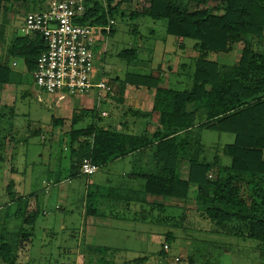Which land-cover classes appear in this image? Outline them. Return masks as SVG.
Returning a JSON list of instances; mask_svg holds the SVG:
<instances>
[{
  "label": "trees",
  "instance_id": "1",
  "mask_svg": "<svg viewBox=\"0 0 264 264\" xmlns=\"http://www.w3.org/2000/svg\"><path fill=\"white\" fill-rule=\"evenodd\" d=\"M133 1L119 0L111 6L113 0H89L80 23L105 25L109 19L116 22L118 7ZM191 4L195 9L190 10ZM41 9L43 0H36L30 11ZM134 15L165 19L169 35L194 41L192 49L197 56L192 84L178 91L168 87L167 78L159 70L126 73L121 84L155 89L152 111L159 113L157 127L146 134L145 130L136 133L130 128L101 127L93 122L82 130L88 138L71 156L75 161L72 174H81L79 167L85 158L101 168L128 154L148 149L147 153H140L148 161L134 170L143 179L140 192L144 197L187 200L193 188L197 215L204 219L209 231L264 244V43L258 44L264 36V0H150L143 12ZM239 43L242 46L236 63L227 65L209 59V53H226ZM44 49L38 34H20L11 42L9 55L22 59L26 73L31 76L36 58ZM119 56L127 57L129 63L139 61L136 48L124 49ZM22 79L23 75L10 63L0 62L1 86L19 84ZM203 130L230 133L233 139L215 145L216 152L210 157L209 149L202 142ZM223 157L229 162L224 163ZM178 160L187 165L184 178L176 171ZM13 184L10 181L6 186L9 203L0 229V264H18L17 249L31 241L41 210L36 194L19 195L13 191ZM243 185L248 190L244 196ZM116 190L109 184H96L82 199L84 214L96 213L98 198L129 199L126 193L117 196ZM31 196L37 199L36 208L26 212ZM10 204L17 205L12 213ZM156 206L151 203L149 212ZM174 215L169 216L170 220L179 221V227L181 213ZM162 233L168 242L179 236L171 231ZM111 249L89 246L93 254L91 261L116 264L108 258L112 255L107 256L115 251ZM165 253L161 248L159 255ZM144 258H133L130 262ZM189 264H195L194 258H189Z\"/></svg>",
  "mask_w": 264,
  "mask_h": 264
},
{
  "label": "rangeland",
  "instance_id": "2",
  "mask_svg": "<svg viewBox=\"0 0 264 264\" xmlns=\"http://www.w3.org/2000/svg\"><path fill=\"white\" fill-rule=\"evenodd\" d=\"M115 1L113 0L111 6L115 4ZM35 2L36 0H0V62L21 61L18 58H11L9 48L15 36L20 33L18 29L24 14L30 11ZM149 4L150 0H136L131 4L122 3L119 6L118 13L115 15L114 30L104 41V50L98 52L99 59L96 60L95 66L102 71L105 83L117 80V88L128 72L149 73L162 68L163 77L164 73L170 72L166 70L171 66L177 71L170 73L171 86L181 90L187 89L192 84L194 72V58L191 57L194 41L181 38L178 42L189 49H185L186 55L183 53L182 56H185L183 58H180V50L174 54L173 50L177 49L175 37L166 32L165 19L156 20L147 15H134L135 12H143ZM193 9L195 7L191 4L190 10ZM237 45L238 49L228 55L209 53V59L226 63L227 58H230L229 60L232 61L237 57L236 52H240L242 43ZM130 48L138 50L139 61L129 63L127 57L119 56L120 51ZM178 64L179 66L184 64V66L178 67ZM18 68L17 64L15 69L18 70ZM23 77L22 84L18 87L13 84L0 85V229L4 222L6 204L9 203V192L6 186L10 181L14 183L12 188L14 192L24 191L23 195H28L35 191L39 198L43 195L42 187L46 177L60 176L61 179H65L71 173L70 160L76 148L71 137H51L52 116H57L55 96L39 89L28 74ZM94 93L92 91L89 95H82L80 99L91 98L94 104L100 100L99 95ZM133 93L137 92L133 90ZM76 97L67 95L63 97L65 98L63 101L71 106L78 103L79 99ZM150 97L151 95L148 94L144 99L140 96L137 98L142 100L140 104L145 107L149 104ZM130 98L131 96L127 97L129 102H136L134 97L131 101ZM98 104H101L102 109L109 111L114 109L113 105L105 99ZM97 112H99L98 109ZM88 117L85 115L84 121L79 122L77 126L88 123ZM142 125H144V119L140 118L132 131L140 132ZM61 127L67 129L68 123ZM52 136L56 137L55 134ZM201 138L212 157L216 152L213 147L231 142L233 135L203 130ZM11 153H15L13 160ZM11 161L17 165L18 171H14ZM222 161L228 163L229 159L223 157ZM48 171H51V174ZM102 173L103 171L99 170L90 177L72 176L68 180H63L61 184L51 187L53 190L57 188L58 191L53 193L54 198H49L40 204L41 210L35 220L31 241L17 249L18 264H95L91 261L93 254L89 252V246L94 245L114 249L115 251L108 253L107 256L112 255L108 258L116 264H189L190 257L194 258L196 264H229L232 257L233 263L235 262L234 252L240 249L251 257L248 264H264L263 243L242 239L237 241L233 237H225L222 234L206 233L209 228L204 225L206 224L204 219L200 215L192 214V210H195L193 204L186 212L187 216L191 215L187 225L192 228L187 231L192 236L184 233H182L184 237L181 236L183 230L178 227L179 221L173 222L169 217L173 214L177 216V212L159 209V202L154 203L157 206L147 217L133 218L130 212H123L125 216H121L120 220L123 221L121 223L114 218L108 219L110 215L107 213L114 211L100 207L98 209L101 212L102 221L113 223L114 228L99 227L95 229L96 234L91 232L90 234L87 227L83 233L81 229L83 223L90 221L91 218L84 214L85 205L82 199L87 196L89 190L93 189L90 179H93L96 184L106 185L104 182L106 176ZM45 188L49 193V186ZM241 192L243 196L248 194L244 185ZM191 194H194V191ZM28 202L26 212L36 208L37 199L31 196ZM15 206L17 205L10 204L11 213ZM194 225L197 230L194 229ZM199 225L202 226L199 227ZM8 230L10 231L11 228ZM167 231L179 236L168 242L166 235L162 233ZM241 242H245L244 247L237 245ZM164 244H167V249L163 248ZM161 248L166 252L164 256L159 255ZM236 254L238 256L239 253ZM142 256H145L142 261L130 262L133 258Z\"/></svg>",
  "mask_w": 264,
  "mask_h": 264
},
{
  "label": "crops",
  "instance_id": "3",
  "mask_svg": "<svg viewBox=\"0 0 264 264\" xmlns=\"http://www.w3.org/2000/svg\"><path fill=\"white\" fill-rule=\"evenodd\" d=\"M134 1H136V0H134ZM117 2L118 1L116 0L115 3H117ZM128 4H131V3H128ZM118 9H119V7H118ZM22 22H23V19L21 20V24H22ZM21 24H20V26H21ZM20 26H19V28H20ZM18 32H20L19 29H18ZM20 34L23 35L21 32L19 33V35ZM174 39L176 41L177 49L176 50L174 49L173 53L175 54L176 52H178L180 50V58L185 57L184 56V55H186L185 49H189V47L187 48L184 44L179 43L178 41H180V39L178 37H175ZM263 43H264V36H263V38L258 40L259 45L263 46L262 45ZM236 47H238V45H236L232 50L226 52L225 55H228L231 52L236 51L238 49ZM240 52H241V49H240ZM240 52L239 51L236 52L237 57L234 58V60L230 61L229 60L230 58H227L228 61L226 63H223V62H220V63L227 64V65H232V64L236 63L240 57ZM183 53H184V55L182 56ZM192 54H193V56H191L192 58L197 56V52L193 49H192ZM11 58L17 59L16 57H13V56H11ZM18 59H20V58H18ZM20 60L22 61V59H20ZM13 61H15V60H12L11 62H13ZM21 61L16 62L19 65V68L17 71L19 73H21L23 76H25V75H27L26 70H25L26 67H25L23 61L22 62ZM11 62H10V64H11ZM178 67H179V64H178ZM161 70H163V69L160 68L159 71L161 72ZM166 71H170V72H167V74L164 73V76H165L164 78H167L168 87L171 89H174V90H178V91L185 90V89H183V90L176 89V88L172 87L170 84V79H169L170 73H172V72L174 73L177 71L172 69L171 66H169ZM161 74H163V73H161ZM92 80L94 83L99 82V81H103V74H102V71L100 70V68L98 66L97 67L95 66L94 77ZM20 84H22V83L13 84V85H16L18 87ZM106 85L109 87V90H107V91H99L97 88H93L92 91L95 92L94 94L95 95L98 94L100 97V100H97L96 102H94V104L91 101V98H87L88 100L87 99L82 100V99H80V96L76 97L75 95H73L76 98H78L79 100H78L77 104L74 103L73 105L70 106L68 103L63 101V100H65V98H63V97H67V94H65V93H54V94H52L57 99V101H56L57 106L55 108V113H57V116L56 115L52 116V120H51L52 126H50L51 137L52 138H65L66 136L71 137V139L73 140V142L75 143V146H76V148L74 150H77L78 147L81 145L82 141L84 139L88 138V135L84 134L83 133L84 131L82 132V130L87 129V127L90 124H92L93 122H95L96 125H99L101 127L111 126L113 128L115 127L118 129L119 128H125V129L130 128L132 130L133 128H135L134 126L137 123L138 119H140V118L144 119V125H142L139 130H141V131L145 130L146 134H150L151 132H153V130L158 125V117H159L158 112L152 111V105H153V100H154V96H155V89L154 88H148V87L142 86V85L141 86H135V85L127 84V83H125L124 85L120 83L119 88H117V80H111V82L106 83ZM133 90H135V92H137V93H133ZM48 94H51V93H48ZM148 94L151 95V97L149 99L150 102L147 106L143 107L140 104L142 102V100L138 99L137 97L140 96L141 98L144 99L145 97H147ZM128 96H131V98L134 97L136 102L133 103L131 101L132 100L131 98H130L131 102H129L127 100ZM102 99L103 100L105 99L107 102H109L110 104L113 105V108H114L113 111H109L107 109H102L101 104H98L101 102ZM97 109L99 110L100 113L97 112ZM102 112H104L105 115H102L101 114ZM150 112L152 113L150 116L144 115L145 113H150ZM87 113H89V114H87ZM85 115L89 116L88 117L89 122L86 123L85 125L77 126V124L79 122L84 121ZM67 123H68V128L62 129L61 125H63V124L66 125ZM54 128H56L55 131H54ZM52 134H55L56 137L52 136ZM148 151H149L148 149H141L139 151L128 154L122 158L116 159L115 161L106 164L105 166L99 168L94 173V174H96L99 170L103 171L102 175L106 176L104 182H106L107 185L109 184V185L117 188V190H116V193L118 194L117 196H119V194H123V193L125 194L126 193L130 197H128L129 199L123 198V200L121 197H118V198L113 197V199L105 198L106 200L103 197L101 199L98 198L99 200H98V204L96 205L97 206L96 211H95L96 213L90 214L89 215L91 218L90 221L83 223V227L81 228L83 233H85L84 229H87V227L90 230L89 233L91 232L94 234H96L95 229H97L99 227L114 228L113 223H109V222L105 223L102 221L103 220L102 215L98 209L100 207H103V209L105 210L106 205H107L108 211H114L111 213H107L110 215V217L108 219L112 220L114 218V219L118 220L119 223H121V222H123L120 220L121 216H125V214L123 212H130V214L133 215V218L147 217L148 215H151V213L148 210L149 205L151 203L154 204L155 202H157V203L159 202L160 203L159 208H161V209L171 210L173 213L178 212L177 210H179V211L181 210L179 212V213H181V220H180L179 227H180V229L183 230L182 233H184L188 236H192V234L189 233V231H187L188 229L192 228V226L187 225L188 221L190 220L189 217H191V215L187 216L186 212L189 209V207H191V204H193L195 207V210H192V214H197V212H198L196 210L194 194H191L194 191L193 188L190 189L189 198L187 200H183L180 198H173V197L172 198L171 197H148L147 198V196L144 197L143 193L140 192V188L143 186V179H140V177H138L134 173V170H136L138 167H141V165L143 163L145 164L148 161V158H142L141 154H140V153L145 154ZM11 154L13 155V157H12V160H13L15 153H11ZM40 156H42V154H40ZM263 157H264V153H263ZM183 162L184 161H182V160H178L177 168H176L177 173L182 178L186 177V175H187V165L185 164V162L184 163ZM12 166L14 167L15 172L18 171V167H17V165H15V163H13ZM74 166H75V161H74V158L71 157L70 166H69V170L71 172L70 173L71 175L69 174L68 177H66L65 179H61L60 176H57L55 178L46 177L44 179L45 183L42 187L43 195L40 196L39 198H37L40 204H42L43 201H45L49 198H54L53 193H56L58 191V189L56 188L53 190L51 188L53 185L61 184V182L63 180H68L72 176H74V177L82 176L81 174H75V173L72 174V172L74 171ZM48 172H49V174H51V171H48ZM49 174H48V176H49ZM94 174H92V175H94ZM92 175H90V176H92ZM83 176H85V175H83ZM90 176H86V177H90ZM53 182H56V183H53ZM89 182L92 185V187H94L96 185V183L94 182L93 179H90ZM97 184L101 185L99 183H97ZM46 186L47 187L49 186V190H48V191H50L49 193L46 192V188H45ZM51 189H52V191H51ZM19 193L20 192L18 191V194ZM21 193L19 195H23L24 191H21ZM31 193L36 194L35 191L31 192ZM55 197L57 198V196H55ZM161 204H164V205L162 206ZM204 225L207 227L206 224H204ZM200 226H202V225H199V227ZM63 227L64 226H62V228ZM193 227H194V229H196V225H194ZM211 232L212 231H209V229L206 231V233H211ZM182 233H181V236H183ZM225 237H231V236H225ZM235 240L240 241V239H235ZM243 243H245V242L238 243L237 245L243 246ZM231 250H233V249H231ZM235 251L236 252L233 251L234 257L236 258L235 262L233 263V257L231 255L232 258H230L229 264H248V260L251 259L249 254L247 252L244 253L243 249L235 250ZM236 253H239L238 256ZM223 254L225 255L226 253H223ZM196 263L197 262H195V264Z\"/></svg>",
  "mask_w": 264,
  "mask_h": 264
},
{
  "label": "built area",
  "instance_id": "4",
  "mask_svg": "<svg viewBox=\"0 0 264 264\" xmlns=\"http://www.w3.org/2000/svg\"><path fill=\"white\" fill-rule=\"evenodd\" d=\"M89 0H43V9L24 15L19 28L23 35L38 34L45 45L36 58L31 73L34 83L47 93H65L82 96L97 88L107 91L105 82H93L98 52L103 51L102 41L116 22L83 24ZM93 5L90 4V7ZM15 68L16 61L11 62ZM105 115L104 112L101 113ZM99 166L90 159L82 160L79 170L86 176L94 174ZM167 249V244L163 245Z\"/></svg>",
  "mask_w": 264,
  "mask_h": 264
}]
</instances>
